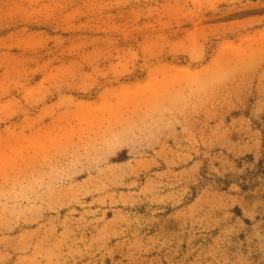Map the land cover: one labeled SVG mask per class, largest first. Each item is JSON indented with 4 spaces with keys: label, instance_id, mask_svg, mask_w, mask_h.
<instances>
[{
    "label": "rangeland",
    "instance_id": "obj_1",
    "mask_svg": "<svg viewBox=\"0 0 264 264\" xmlns=\"http://www.w3.org/2000/svg\"><path fill=\"white\" fill-rule=\"evenodd\" d=\"M0 264H264V0H0Z\"/></svg>",
    "mask_w": 264,
    "mask_h": 264
}]
</instances>
